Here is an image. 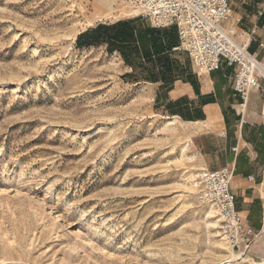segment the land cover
I'll return each mask as SVG.
<instances>
[{
	"label": "rangeland",
	"instance_id": "374dc122",
	"mask_svg": "<svg viewBox=\"0 0 264 264\" xmlns=\"http://www.w3.org/2000/svg\"><path fill=\"white\" fill-rule=\"evenodd\" d=\"M135 10L0 0V264L262 262L250 249L226 261L230 245L199 196V171L212 167L193 125L163 110L162 85L106 44L77 46L99 23L154 26ZM173 57L177 76L187 58L194 72L186 52Z\"/></svg>",
	"mask_w": 264,
	"mask_h": 264
},
{
	"label": "crops",
	"instance_id": "0c3cea01",
	"mask_svg": "<svg viewBox=\"0 0 264 264\" xmlns=\"http://www.w3.org/2000/svg\"><path fill=\"white\" fill-rule=\"evenodd\" d=\"M234 11L240 30L237 39L258 57L264 50V0H236ZM234 72L224 64L208 76L194 70L191 81L176 80L171 86H164L162 79L155 83L162 85L157 95L163 110L193 125L207 165L234 170L231 188L237 208L257 233L250 251L263 260L264 86L251 89L242 105L234 90Z\"/></svg>",
	"mask_w": 264,
	"mask_h": 264
},
{
	"label": "built area",
	"instance_id": "2783aa9c",
	"mask_svg": "<svg viewBox=\"0 0 264 264\" xmlns=\"http://www.w3.org/2000/svg\"><path fill=\"white\" fill-rule=\"evenodd\" d=\"M144 18L156 27L175 26L180 45L194 69L200 72L219 70L225 64L233 67L234 90L246 104L249 92L260 87V62L249 51L248 45L237 39V24L232 0H128ZM200 71V72H199ZM237 148L233 147V151ZM234 170L229 166L211 169L203 167L198 174L200 199L210 203L219 220L222 237L233 250L250 249L257 237L256 231L246 224L236 205L231 182ZM253 179V175H249ZM1 264H29L6 262Z\"/></svg>",
	"mask_w": 264,
	"mask_h": 264
},
{
	"label": "trees",
	"instance_id": "16d2710c",
	"mask_svg": "<svg viewBox=\"0 0 264 264\" xmlns=\"http://www.w3.org/2000/svg\"><path fill=\"white\" fill-rule=\"evenodd\" d=\"M78 47L106 44L110 52H118L125 64L131 68L143 67L150 74L146 80H163L164 86H171L176 80L191 81V61L186 59L181 76L173 54L179 45L175 26L155 27L141 17L125 18L113 23H99L82 32L76 40Z\"/></svg>",
	"mask_w": 264,
	"mask_h": 264
},
{
	"label": "bare ground",
	"instance_id": "6f19581e",
	"mask_svg": "<svg viewBox=\"0 0 264 264\" xmlns=\"http://www.w3.org/2000/svg\"><path fill=\"white\" fill-rule=\"evenodd\" d=\"M136 12L138 11L137 9L135 10ZM259 72L261 73V74H263L264 75V64H262V63H260V66H259ZM205 76H208V72L207 71H203L202 72ZM204 79V78H203ZM207 81V80H206ZM179 119V118H178ZM88 243H90V241H88ZM240 258H242L241 257V255H238V254H236L235 252H234V250L231 248V246H230V248H229V255H228V257H227V262H232L234 259H240ZM245 260V259H244ZM241 261H243V260H240V262ZM254 261V260H253ZM221 263V262H220ZM256 264H264V259L262 260V262H258V263H256Z\"/></svg>",
	"mask_w": 264,
	"mask_h": 264
}]
</instances>
